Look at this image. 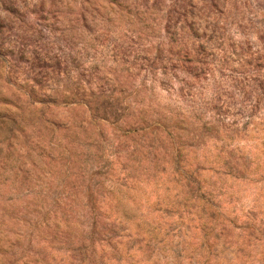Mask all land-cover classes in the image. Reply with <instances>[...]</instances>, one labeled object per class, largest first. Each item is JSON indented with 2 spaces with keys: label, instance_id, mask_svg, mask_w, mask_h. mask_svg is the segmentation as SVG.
<instances>
[{
  "label": "rangeland",
  "instance_id": "374dc122",
  "mask_svg": "<svg viewBox=\"0 0 264 264\" xmlns=\"http://www.w3.org/2000/svg\"><path fill=\"white\" fill-rule=\"evenodd\" d=\"M0 264H264V0H0Z\"/></svg>",
  "mask_w": 264,
  "mask_h": 264
}]
</instances>
